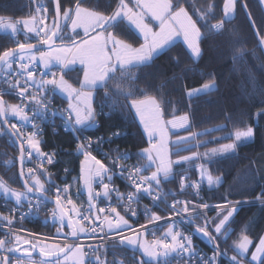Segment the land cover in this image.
<instances>
[{"label": "trees", "instance_id": "trees-1", "mask_svg": "<svg viewBox=\"0 0 264 264\" xmlns=\"http://www.w3.org/2000/svg\"><path fill=\"white\" fill-rule=\"evenodd\" d=\"M52 1L46 0L45 6L54 19ZM60 1L62 12L67 8H73L77 3V0ZM79 2L80 6L102 14H110L117 0H79ZM171 2L174 6L183 3L194 19L196 14L190 4H195L200 12L206 14L209 25L224 21L223 26L220 29L209 30L198 21L203 36L200 42L202 54L197 60L190 54L186 45L179 41L157 54L147 65L133 69L134 80L125 77L122 80L109 82L106 89L96 88L94 101L97 113L96 124L95 127L88 128V131L92 135H101L104 138L113 137L114 143L120 145L130 160L141 167L146 163L141 150L148 146V140L130 107L132 100L144 99L145 96L154 97L160 103L166 120L188 114L191 118V127L188 130L197 134L196 141L203 142L196 146L200 152L206 148L226 144L233 139L234 132L253 128L255 137L252 141L238 144L231 153L211 160L203 159L207 172L220 176L222 181L218 186L213 187L205 183L201 201L207 204L264 200L262 195L264 193V48L261 44V39L264 38V6L261 0H237L235 15L226 19L224 12L226 0H190V3L185 0H171ZM209 5H212L210 12ZM35 10V0H0V16L11 21L30 18ZM63 27L65 36L69 26L66 23ZM112 31L117 37L134 46H139L143 42L136 30L126 21ZM37 39L24 32L16 34L0 32V54L16 48L17 42L36 43ZM82 73L83 69L77 67L64 74L78 85ZM208 83H214L215 87L196 94L194 91L196 88ZM120 90L130 92L131 95L127 97L118 95L117 92ZM190 92L193 93L191 96ZM57 99L65 105L58 95ZM11 124H13L12 120ZM73 136L64 130L50 127L47 129L42 149L57 152L58 162L49 169L53 180L60 184L70 182L72 191L80 194L79 197H75L76 203L82 205L86 202L81 199L84 196L78 190V177L80 178L84 155L73 152L76 141ZM10 139L0 127V179L11 188L23 191L17 171L19 150ZM92 154L105 162L99 154ZM201 158L202 156L198 162H201ZM185 169L184 165H176L173 177L165 180L163 186L173 187L176 190ZM197 170V167L193 169L189 179L199 177ZM63 177L66 181L62 180ZM41 178L46 186L44 191H47L49 180L45 176ZM115 181L121 185L117 178ZM122 189L127 190V188ZM2 203H6L8 207L14 206L10 200L2 196L0 209L5 213ZM47 206L53 213L54 208L48 204ZM129 218L137 224L131 216ZM219 219L215 221L216 224L219 223ZM2 220L0 218V221ZM20 227L29 233L52 237L56 236L57 224L41 218L40 221L28 222ZM63 228L68 232L65 227ZM225 229L226 231L219 234V245L228 259L236 253L235 245L242 235H247L252 240L249 251L251 254L264 235V203L255 202L242 206ZM140 254L136 249L115 242L110 246L107 261L108 264H114L125 259L132 263L134 260L139 261ZM224 264L228 262L225 260Z\"/></svg>", "mask_w": 264, "mask_h": 264}, {"label": "snow or ice", "instance_id": "snow-or-ice-1", "mask_svg": "<svg viewBox=\"0 0 264 264\" xmlns=\"http://www.w3.org/2000/svg\"><path fill=\"white\" fill-rule=\"evenodd\" d=\"M189 2L190 0H185ZM264 4V0H261ZM130 4L132 6H130ZM196 14V19L189 13L188 9L183 6V3H177L175 6L171 0H117L115 7L111 10L110 14H101L97 11H90L80 6L79 0L73 8H69L63 11L61 15L60 0H55V20L49 27L44 22L48 17L40 16L39 21L35 17L29 20L17 21L15 23L9 21L4 22L3 18H0V29L11 30L13 34H16L21 29L18 25H23V31L27 33H34L38 38L36 43H20L17 42L15 49H8L0 54V63L6 68H12V62L19 61L20 69L22 70L21 75L26 73L24 84L21 85L20 81L17 80L16 84H12L9 80L8 85L12 89L18 87L17 95L21 98L19 104H8L4 100L3 91H0V117H5L4 123H7V115L11 113L14 116L19 117L22 121H29L28 113L25 111L29 105H34L31 109L33 113L40 111H46L50 106V100L45 91L47 90L51 94H55L56 90L65 94L68 99V108L60 112L64 116L65 124L70 127L73 132L79 131L80 129L88 126L95 125V110L91 105L93 91L97 87L107 88L109 82L122 80L127 78L128 80H134L135 76L133 69L139 68L142 65L150 63L157 53L163 51L165 48H169L175 38L182 37L186 43L187 49L190 54L195 58L201 55L200 40L202 39L201 27L198 26V21L203 24L204 27L209 30L220 29L223 26L224 21H220L214 25L207 23V16L205 13L200 12L196 8L195 4H190ZM234 7V0H226L224 5L225 15H230ZM247 6L245 5V8ZM212 5H209L208 11L210 12ZM38 8L37 11H41ZM46 12V9H43ZM250 15V14H249ZM149 18V22H145V18ZM61 21L70 24L71 34L65 37L62 35ZM127 22L132 26L139 34V38L142 39L139 47H133L126 43L124 40L119 39L111 31L113 28L118 27L120 23ZM155 23L158 27V31L153 30L150 24ZM77 29H82L83 35L79 40L76 39L80 36ZM60 40V44L57 45L56 40ZM67 41V42H65ZM37 44L46 46L47 50H40L37 48ZM261 44H264V38L261 39ZM35 50V51H34ZM37 60L42 64V68L45 71H41L40 75L42 78L36 79V71L29 70L35 68ZM27 61V62H24ZM79 63L84 66L83 68V80L80 83L79 88L73 87L69 84L63 75L64 70H70V66ZM54 65H59V70H53ZM58 77V78H57ZM33 87L37 91L29 92V88ZM214 84H205L202 89L194 90L196 94L201 91L209 90L214 88ZM117 88H120L119 83ZM118 95H125L126 97L131 95L130 92H124L120 90L117 92ZM193 93L190 92L191 96ZM107 98V97H106ZM130 107L135 109L138 114L140 121L143 124L145 131L149 136L150 147L143 150V155L150 162V167L154 166L155 170L151 172L150 176H140L142 169L135 168L134 173H129L128 178L132 180L135 187V192L130 193L127 197L121 195L118 190L111 189L109 183H105L104 180L107 178L111 180L109 175L110 169L105 164L92 155L88 148H91L93 141L89 137H85L87 145L80 143L78 150L82 152L85 157L87 166H82L81 179L83 185L87 190L88 206L84 213H80L79 209L75 206V203L70 197H67L70 186L63 188L56 187L55 204L57 205L58 211L53 210V217L57 218L60 227L57 229V235H63L65 243L62 245L56 243L53 245H33L31 241L25 240V244L31 245L30 248H21L13 245L12 247L6 246L12 241H6L0 239V264H10V257L4 253L23 252L24 259H18L17 264H61V260L67 261L73 260V264H84L82 246L79 244L80 234L95 236L97 235L96 226L85 228L84 222L96 220L100 221L103 227L100 231L103 232L105 228L111 231H116L117 235H120L119 230L123 227L129 226V221L121 216L115 206L111 204L107 205V212L109 215L115 214L114 221L109 220L107 216L101 219L99 213L106 211L105 207L99 209L96 208L95 201L103 196L110 199L109 193L115 191L118 200L127 199L132 201L134 196L143 191L149 196L152 195V185L159 186L162 179H168L173 174V164H179L192 160L194 157H199L200 154L194 153L193 156H181L178 160L172 161L169 158L168 148V131L167 126L170 125L172 128H184L188 123V117H174L171 121L165 122L163 120V113L156 102L154 97L145 96L141 100H132ZM56 113H53L55 115ZM12 134L21 140L20 151L21 161H23L25 155L24 144L26 143L30 149L27 152L28 158H31L33 152L37 154V157L43 159L47 157V163H54L53 154L43 153L40 150V141L36 139L38 131L25 136L16 124L11 125ZM118 135V133H116ZM158 134V136H157ZM195 133L189 137H179L174 141V145L177 148V155H179L180 146L191 143L196 138ZM253 136V130L249 127L246 131H237L235 133V141L241 142L248 140ZM156 139L155 143L152 140ZM237 147L236 143L223 145L220 149H212L209 152L203 154L211 160L212 157L221 153H227L234 151ZM107 156V153H105ZM124 157L120 159H126ZM90 162V163H88ZM113 163H117L114 161ZM202 169V175L206 171L204 165H200ZM67 172V169H65ZM20 175L23 177L28 175L34 180L32 186L28 185V180H25V186L27 188L26 193L15 192L7 187L4 181L0 180V189L5 192H12L16 201L19 203L22 199H27V193L33 191L34 187H37L39 191H44V185L40 183V180L35 177L33 169L29 168L27 174L22 170ZM99 182L102 185V191H96L93 187L95 183ZM207 183L209 186L220 183L219 178H213L211 174L207 175ZM147 185V186H145ZM185 187L184 180L181 179V189ZM195 187L198 189L200 186L196 184ZM61 193H64L67 197L62 203ZM264 195V193H262ZM153 199H159L158 196ZM259 199V198H258ZM184 207L181 209L182 212H189L187 202L177 201ZM264 203V200H261ZM67 205H72L71 211L76 214L78 219H73L72 216L68 215L69 209ZM31 207V202H29ZM175 210V205L172 206ZM197 205L193 204L192 208L195 211ZM203 209H208L212 206L208 204L199 205ZM216 208L224 211V208L220 205H216ZM132 216H136V212L130 207L128 208ZM237 211L236 206H231L227 210V214L223 215L219 219V223L215 225V232L220 234L222 229H225V225L233 217V214ZM149 222L159 221L161 217L159 215L147 213ZM200 215V213H196ZM7 221L9 224L12 223L8 216L0 217ZM191 218V217H190ZM23 219V216H21ZM67 219L68 227L70 231L63 233L62 229L65 226V220ZM210 226V225H208ZM141 229H146L147 225H141ZM197 231L201 232L206 238L212 240L209 233L204 228L197 227ZM226 231V229H225ZM142 233L137 236H123L120 235V239L116 242L119 244H128L131 246H139L144 256L148 257L151 262L159 260V264H168V258L172 253L181 255L182 253L189 252L191 250V237H184L179 231H174L172 226L167 228L165 232V239H153L148 241L141 239ZM171 238V242H167V238ZM15 243L19 244L21 237L16 235L14 237ZM252 245V240L247 235H242L235 247L239 255L248 253L249 247ZM89 247H92L89 245ZM39 251L41 259L36 261L32 258V253ZM98 248H93V251H98ZM218 250V249H217ZM160 258H163L160 260ZM217 257L213 255L208 257L206 260L202 259V264H214ZM233 264H241L237 260L236 256L231 258ZM251 261L257 262V264H264V237L259 239L258 245L255 247V251L251 254ZM97 264H105L104 261L97 257ZM114 264H123L121 261L114 262ZM137 264H148V262L140 260Z\"/></svg>", "mask_w": 264, "mask_h": 264}, {"label": "built area", "instance_id": "built-area-1", "mask_svg": "<svg viewBox=\"0 0 264 264\" xmlns=\"http://www.w3.org/2000/svg\"><path fill=\"white\" fill-rule=\"evenodd\" d=\"M46 0H35L36 10L34 15H39L43 12ZM41 11H37L38 8H41ZM27 62V61H25ZM19 61L12 62V68H4L0 74V91L5 92L4 95L5 101L8 104H19L21 103V98L17 95L18 87L14 90L9 87L7 81H11L12 84H16V81L19 80L20 84H24V79L26 78V73L22 76L19 66ZM60 67L56 66L53 67V70H59ZM29 70H35L37 75L36 79L42 78L40 73L43 70L42 66L36 62L35 68H30ZM65 71H63L64 75ZM58 78V77H57ZM37 91V89L30 87L29 92ZM45 95L49 97L51 106L44 112L37 111L35 114L31 110L34 105H29L25 111L28 113L29 121L19 122L17 120L9 118L8 120L13 123L15 122L20 129V131L27 136L28 134L32 133L33 131H38V135L36 139H39L40 144L44 142L46 139L47 129L50 127H56V129L64 130L65 132H69L73 134L76 139L75 147L73 152L77 155L82 154L81 151L78 150V145L80 143H84L87 145V141L85 137H89L93 143L91 148L87 150L91 153H97L101 158L104 159L106 164L108 165L113 173L114 176L111 180H104L105 183H109L111 189H116L118 192L127 197L128 194L135 192V187L131 179L128 178L129 173H134L135 168H140L142 171L140 172V176H150L149 169H143L142 167L138 166L135 162L130 160L129 156L125 153V151L121 148L120 145L114 143L113 137H106L104 138L101 135H92L87 128L80 129L79 131L73 132L70 127H67L65 124L64 116H62L57 110L63 112V110L67 109L68 107L62 104L57 99V91L55 94L49 93L47 90L45 91ZM53 113H56L53 115ZM0 127L3 129L2 122L0 121ZM25 147V156H26V167L25 172L28 171L29 168L33 169L34 175L43 177L45 176L48 178V190L46 191L51 197L55 198L56 196V187L59 186L61 188L67 186L69 187V192L67 197H70L71 200L75 203V206L79 209L80 213H84L87 209L88 203L78 205L76 203L75 197L79 196L78 193H74L72 191V185L70 182L66 181V178L63 177L62 180L66 181L65 183H57L53 180V176L51 175L49 169L56 165L58 162L57 152L51 149H41V152L48 153V154H55L53 157L54 163L48 164L47 157L40 159L37 157V154L33 152L31 158H28L27 152L30 150L27 144H24ZM107 153V156H105ZM126 154V159H120L124 157ZM117 161V163H113ZM27 174V173H26ZM27 176V175H26ZM28 178V177H27ZM115 178L119 180L121 185H119ZM181 179L184 180L185 187L181 189ZM178 188L172 191H164L161 188L157 187L156 185H152V195L149 196L147 193L141 191L136 196H134L132 201H128L127 199L118 200L117 194L115 191L109 193L110 199L106 198L104 201H100L96 204V208L99 209L101 207H105L106 211L104 213H99L97 211V215L101 216L103 219L104 216H107L108 219H112L114 221L115 214L109 215L107 212V205L111 204L117 208V211H121L126 215L131 216L137 224L126 231L119 232L120 235L123 236H133L134 234H140L143 232L147 233V238L151 241L153 239H165V232L169 226H172L174 231H179L183 234L184 237H191V250L189 252L182 253L181 255H177L176 253H172L171 256L168 258V264H202V259L206 260L208 257H212L215 255L217 257L214 264H224L225 260L228 264H233V261L224 254L221 249L220 244V235L215 232V225L216 220L219 217L223 216L227 210L231 206H236L237 210L244 205L255 203L250 202L251 200L247 201H228L222 203H207L208 205L212 206L208 209H203L199 207V205L205 204L201 201L203 198V192L205 188V181L199 177L187 179L181 178ZM196 184H199V188L195 187ZM96 186L101 191L102 185L97 182ZM147 186V185H145ZM122 188H127V190H123ZM62 196V203L67 198L64 193H61ZM158 196L159 199H153V197ZM177 201L187 202L189 207V212H182L181 209L184 207L181 203H176ZM29 202H31V207L29 206ZM257 202V201H256ZM195 204L197 207L195 211H193L192 205ZM173 205H175V210H173ZM216 205H220L224 208V211L216 208ZM7 213V216L11 219L12 223L9 224L7 221H0V239H5L6 241H12V243H8L6 246L12 247L16 245L14 237L19 235L22 237H29L32 236V233L20 227V225L25 223H35L40 219H45L52 213L43 200L30 197L29 200L22 205H14L8 207L6 203H2L1 205ZM68 209L71 210L72 205H67ZM131 208L136 212V216H132L128 208ZM1 208V207H0ZM147 213L159 215L161 219L155 222H149ZM70 215V211L68 212ZM196 213H200V215H196ZM23 216V219H21ZM191 217V218H190ZM84 225L86 228H90L91 226H96L97 228V235L91 236L87 235L86 237L79 239L81 244L83 243L86 245V256L87 261L86 264H97V257L100 260L104 261L105 264H108L109 258V250L110 246L120 239V235L117 233H108L107 228L103 232L100 231V228L103 227L100 221L93 220L90 222L85 221ZM141 225H147L146 229H141ZM210 225V226H208ZM197 227L204 228L208 233L209 236L213 239L210 240L206 238L201 232L197 231ZM37 238L46 239L44 236H38ZM62 242H66L65 238H62ZM167 242H171V238H167ZM91 245L92 247H89ZM125 245H127L125 243ZM128 246V245H127ZM130 247V246H128ZM93 248H98L99 250L94 252ZM218 249V250H217ZM9 255V253H4ZM18 259H24V257L20 256H13L12 261L10 264H17ZM36 261H39L41 258L34 257ZM163 258H160L162 260ZM142 260L139 257V261ZM123 264H137V261H133L132 263L128 262L125 259H121ZM143 261L148 262V264H159V260L156 262H151L148 257L143 256ZM65 264V263H61ZM112 264V263H109Z\"/></svg>", "mask_w": 264, "mask_h": 264}, {"label": "rangeland", "instance_id": "rangeland-1", "mask_svg": "<svg viewBox=\"0 0 264 264\" xmlns=\"http://www.w3.org/2000/svg\"><path fill=\"white\" fill-rule=\"evenodd\" d=\"M236 1L237 0H234V7H233V9H232V11H231V14L230 15H225V18L226 19H230V18H232L235 14V12H236ZM225 4V3H224ZM263 6H264V4H263ZM81 7H83V6H81ZM83 8H85V9H88V8H86V7H83ZM67 9H69V8H67ZM66 9V10H67ZM89 10H91V9H89ZM47 14H48V17H49V11H47ZM0 17H2V16H0ZM4 19V22L5 21H7V20H9V19H6L5 17H3ZM33 17H30V18H28V19H32ZM55 20V18L54 19H52L51 20V23L49 24V27L52 25V23H53V21ZM9 21H11V20H9ZM7 23V22H6ZM64 24H66V22H64ZM20 25H22V24H20ZM20 25H18V28L19 29H21L20 31H22V32H24L23 31V25H22V27H20ZM150 26L152 27V25L150 24ZM153 28V27H152ZM153 30H155V28H153ZM0 32H3V33H7V32H9V33H12L11 32V30H5V29H0ZM19 32V31H18ZM17 32V33H18ZM25 33V32H24ZM13 34V33H12ZM29 34H34V33H29ZM31 36H34V37H36L35 36V34L34 35H31ZM125 41V40H124ZM65 42H67V41H65ZM129 43V42H128ZM131 44V43H130ZM263 45V48H264V44H262ZM201 46V45H200ZM136 47H139V46H136ZM25 62V61H24ZM37 63H39L41 66H42V64L40 63V61L39 60H37ZM56 66H58V67H60L59 65H54V67H56ZM83 69V68H82ZM65 72L66 71H68L67 69L66 70H64ZM64 79L69 83V84H71L73 87H75V88H79L80 87V83H81V81L83 80V73H82V77H81V80H80V83H78V85L77 84H74V82H72L71 80H69L66 76H65V74H64ZM208 84H214V83H208ZM204 86V85H203ZM203 86L201 87V88H196V90L197 89H202L203 88ZM211 89V88H210ZM57 91V93H59L65 100H68L67 99V97L65 96V94H63L62 92H60L59 91V89H57L56 90ZM207 91V90H206ZM201 92H204V91H201ZM95 96H96V91L94 90L93 91V94H92V100H91V105H92V107H93V109L95 110V118H96V109H95V104H94V101H95ZM139 100H141V99H139ZM156 100V102L159 104V106H160V108H161V105H160V103L158 102V100L157 99H155ZM68 103V102H67ZM68 106V105H67ZM162 110V109H161ZM181 116V115H180ZM9 118H11V119H14V120H17V121H19V122H22V120H20L19 119V117H17V116H14V115H12L11 113H9ZM174 118V117H173ZM173 118H171V119H168V120H166L165 118H164V116H163V120L165 121V122H167V121H171ZM140 119V118H139ZM138 119V120H139ZM139 123H141V127H142V129H143V131H144V133H145V135H146V138H147V140H148V146L147 147H145L144 149H146V148H149L150 147V143H149V136H148V133H147V131H145V129H144V127H143V124H142V122L139 120ZM13 124H16L15 122L13 123ZM17 125V124H16ZM95 126V125H94ZM18 127V126H17ZM88 127H93V126H88ZM190 128V127H189ZM252 130H253V136L250 138V139H248V140H244V141H241V142H236L235 141V133L236 132H234L233 133V139H231V141H229V142H227L226 144H232V143H236L237 145L238 144H240V143H244L245 141L246 142H248V141H252L253 139H254V137H255V135H254V129L253 128H251ZM247 130V129H246ZM246 130H243V131H246ZM167 131H168V148H169V158L172 160V161H176V160H178L181 156H193V154L194 153H197V154H200L199 155V157H194L192 160H190V161H186V162H181V163H179V164H173V174H174V167L176 166V165H184L185 167H186V169L184 170V173H186V172H189V170H191L193 167H194V165H196V162H198V160H199V158H200V156H202V158L200 159V161L203 163V165H204V162H203V159L204 158H208V157H206V156H203V154L204 153H206V152H209L210 150H212V149H220V148H222V146L223 145H226V144H222V145H220V146H216V147H211V148H206V150H204L203 152H200V150H199V148H197V147H193V145H195L196 146V144H197V141L194 139V140H192L191 141V143H189V144H187V145H181L180 146V151H179V155H177L176 153H177V148L175 147V145H174V141H176L179 137H189V136H191L193 133H195V132H193V131H189L188 129H182V128H172L170 125H168L167 126ZM196 134V133H195ZM157 136H158V134H157ZM156 142V139H153L152 140V143H155ZM203 142H198V144H202ZM40 147V146H39ZM41 148V147H40ZM144 149H142L141 150V154H143V150ZM236 149V148H235ZM41 150V149H40ZM231 152H233V151H230V152H227V153H231ZM227 153H221V154H219V155H216V156H214V157H212V158H217L218 156H220V155H224V154H227ZM92 155H94V154H92ZM97 159H99L98 157H96ZM99 160H101V159H99ZM102 161V160H101ZM88 163H90V162H88ZM201 164V163H200ZM150 165V162L149 161H147L146 163H144V164H142V168L143 169H149L150 170V175H151V172L152 171H154L155 170V167L154 166H149ZM82 166H87V163L85 162V157H83V159H82V162H81V169H82ZM198 169H199V171L197 172V173H199V178H201V179H203V180H205V183H207V175L208 174H210L209 172H207L208 170H207V166L206 165H204V169L206 170L205 172H204V174L202 175L201 173H202V169L200 168V165H199V167H197ZM27 173V172H26ZM173 174L170 176V177H173ZM214 179L215 178H219V180H220V183H221V181H222V178L220 177V176H214V175H211ZM27 177H28V181H29V183L31 184V185H33L34 184V180L31 178V177H29L28 175H27ZM35 177H37V176H35ZM80 177H81V174H80ZM39 180H40V183H42L43 185H44V190H46V186H45V184H44V181L42 180V178L41 177H37ZM1 180V179H0ZM78 181H80V186L82 187L81 189L87 194V190L85 189V187H84V185H83V181L81 180V179H79V177H78ZM220 183H218V184H213V185H211V187H213V186H218ZM6 185H7V183H5ZM96 184V183H95ZM95 184L93 185V187H94V189L96 190V191H98V189L96 188V186H95ZM208 184V183H207ZM7 187L9 188V189H11V190H14L15 192H20V193H25V192H23V191H21V190H17V189H13V188H11L10 186H8L7 185ZM34 188H36V189H38L37 187H34ZM2 196H4L5 197V199L6 200H10L11 201V203L12 204H14V205H22L24 202H26V201H28L29 200V196L27 195V199H22L19 203L16 201V199H15V197L12 195V192L11 191H9V192H5L3 189H0V198L2 197ZM88 198V197H87ZM250 202H254V200H251ZM256 202V201H255ZM257 202H261V200H259V201H257ZM70 211V213H71V216L73 217V219H78L79 217H77L76 216V214L75 213H73L71 210H69ZM238 211V210H237ZM236 211V212H237ZM119 212V214L121 215V216H124V218L125 219H127L128 221H129V226L128 227H123V228H121L120 230H119V232H122V231H126V230H128V229H130V228H132L133 226H134V222L132 221V219H130L129 218V216L128 215H126V214H124L123 212H121V211H118ZM236 212L233 214V217L235 216V214H236ZM227 214V212L224 214V215H226ZM3 216H7V213H5L2 209H0V217H3ZM233 217H231L230 218V220L233 218ZM45 220H47V221H50L52 224H57V229L60 227V225H59V221H58V219L57 218H54L53 217V215H52V213H50L49 214V216H47L46 218H45ZM109 220H112L111 218L109 219ZM227 224H229V222L227 223ZM227 224L225 225V228H226V226H227ZM84 227H85V225H83ZM86 228V227H85ZM57 229H56V233H55V235L56 236H52V237H48V236H44V235H41V236H44V237H46V239H43V238H37V235L38 236H40L39 234H36V233H32V236H29V237H22L21 238V241H20V243L19 244H16L15 246L16 247H20V246H22V245H25V243H24V241L25 240H27V241H31V244H34V245H37V246H39V245H42V244H47V245H53V244H56V243H60L61 245L64 243V242H62V238L64 237L63 235H57ZM174 230V229H173ZM225 229H222V231H224ZM62 231H63V233H67V232H65V230H64V228L62 229ZM107 232L108 233H116V231H111V232H109V230L107 229ZM31 233V232H30ZM221 234V233H220ZM138 234H134L133 235V237H135V236H137ZM87 235L86 234H84V233H81L80 234V238L79 239H81L82 238V240H83V238L84 237H86ZM132 236V235H131ZM148 236H147V233L146 232H143L142 233V236H141V239H146V240H148V241H151L149 238H147ZM263 237H264V235H263ZM250 239V238H249ZM251 240V239H250ZM79 242V244L82 246V251H83V253H84V255H83V261H84V264H86V261H87V256H86V245H84L83 243L81 244V242L80 241H78ZM259 243V242H258ZM128 245V244H127ZM258 245V244H257ZM128 246H130L131 248H133V249H136V251H139L141 254H140V258L143 260V253H142V250L139 248V246L137 245V246H131V245H128ZM250 248H251V246L249 247V250H248V253L247 254H244V255H239L238 254V251L236 250V253H234V254H232L231 256H230V259L233 257V256H236V258H237V260H239L240 262H241V264H257V262H254V261H251V254H252V252H254L255 251V248H254V250L251 252V254H249V251H250ZM24 249V248H23ZM22 249V250H23ZM9 255H10V253H9ZM11 256V261H12V258H13V256H18V255H10ZM21 257H24V256H21ZM34 257H36V256H32V258H34ZM11 261H10V263H11ZM61 263H65V261L62 259L61 260ZM67 264H73V260L72 259H69L68 261H67Z\"/></svg>", "mask_w": 264, "mask_h": 264}, {"label": "crops", "instance_id": "crops-1", "mask_svg": "<svg viewBox=\"0 0 264 264\" xmlns=\"http://www.w3.org/2000/svg\"><path fill=\"white\" fill-rule=\"evenodd\" d=\"M130 6H132L131 4H130ZM44 9H46V12L45 11H43V12H41L39 15H33L32 17H35L36 19H37V21H39V17L40 16H47L48 17V14H47V11H48V8H46V6H44ZM89 10V9H88ZM90 11H93V10H90ZM102 14V13H101ZM0 18H3V17H0ZM4 19V18H3ZM23 20H29L28 18L27 19H23ZM23 20H20V21H23ZM51 20H52V18H51V16H50V14H49V17H48V19L47 20H45V24L46 25H48L49 26V24L51 23ZM19 21V20H18ZM5 22H9V20H7V21H5ZM11 22H13V23H15V22H17V21H11ZM50 22V23H49ZM63 22V21H62ZM145 22H149V18L148 17H146L145 18ZM63 24H64V22H63ZM65 25V24H64ZM152 25V27L153 28H155V31H158L159 29H158V27H157V25L155 24V23H152L151 24ZM68 28H67V32H66V34H65V37H67L68 35H70L71 34V28H70V24H68ZM20 27H22V25H20ZM112 31V30H111ZM20 32H22V31H19L18 33H20ZM77 32H79L80 33V36H77L76 37V39L77 40H79L80 39V37L83 35V31H82V29H77ZM113 32V31H112ZM27 34H29V33H27ZM114 34V33H113ZM29 35H34V34H29ZM203 36V35H202ZM119 38V37H118ZM119 39H121V38H119ZM121 40H123V39H121ZM179 41H181V42H183L185 45H186V43L184 42V40H183V38L182 37H177V38H175V40H174V42H173V44L174 43H176V42H179ZM125 42H126V40H125ZM200 42H201V40H200ZM126 43H128V42H126ZM128 44H130V43H128ZM130 45H132V44H130ZM133 47H136V46H134V45H132ZM200 46V45H199ZM166 49V48H165ZM164 49V50H165ZM200 49H201V47H200ZM162 52V51H161ZM160 53V52H159ZM159 53H157V54H159ZM156 54V55H157ZM201 54H202V50H201ZM201 56V55H200ZM194 58V57H193ZM195 59L197 60V59H199V57H195ZM77 67H81V68H84V66L83 65H81V64H79V63H76V64H74V65H71L70 66V70L71 69H75V68H77ZM97 88H100V87H97ZM58 96L60 97V99L62 100V102H64L65 103V105L67 106L68 105V100H65L59 93H58ZM131 103V102H130ZM96 109V108H95ZM133 109V113H135V115H136V117H137V119H139V116H138V114H136V112H135V109L134 108H132ZM96 115H97V113H96ZM182 116H187L188 117V123H187V125L184 127V128H182L183 130L184 129H189V127H191V118H190V116L188 115V114H183V115H179V116H177V117H182ZM96 119V118H95ZM140 120V119H139ZM138 120V121H139ZM96 124V123H95ZM140 125H141V123H140ZM93 127H95V126H93ZM93 127H86V128H93ZM196 137H197V135H196ZM196 140V139H195ZM197 144H198V141H197ZM197 144H196V146H197ZM41 148L40 149H42V145L40 144L39 145ZM195 145H193V147H196ZM95 156V155H94ZM144 156V155H143ZM145 157V156H144ZM146 158V157H145ZM205 159V158H204ZM148 160L146 159V162H147ZM103 162V161H102ZM104 164H105V166H108L105 162H103ZM199 163V164H198ZM201 162H196V165H194V167L191 169V170H189V172H186V173H182L181 174V178H187V179H189V178H191V175H192V172H193V169H196V167H199V165H203V163H201ZM198 164V165H197ZM178 166H180V165H178ZM109 168V167H108ZM110 169V168H109ZM198 169V168H197ZM111 170V169H110ZM199 170V169H198ZM197 170V171H198ZM174 172H175V167H174ZM109 175L111 176V179L113 178L112 176H113V173H112V171H110V173H109ZM174 175V174H173ZM170 178H172V177H169L168 179H170ZM105 180H108L107 178H105ZM167 180V179H166ZM165 181V179H162L161 180V183H160V185L159 186H157V187H159V188H161L162 190H164V191H172V190H174L175 188H173V187H164L163 186V182ZM78 190L81 192V194L84 196L83 198H81V199H84L83 201L84 202H86V203H88V196H87V194L81 189L82 187L80 186V181L78 182ZM153 185H155V183L153 182ZM95 186H96V184H95ZM96 188L98 189V187L96 186ZM98 191H100L99 189H98ZM101 191H102V189H101ZM79 196H80V194H79ZM79 196H77V197H79ZM106 198L105 197H103V196H101V197H99L96 201H95V204H97V203H99L100 201H104Z\"/></svg>", "mask_w": 264, "mask_h": 264}, {"label": "water", "instance_id": "water-1", "mask_svg": "<svg viewBox=\"0 0 264 264\" xmlns=\"http://www.w3.org/2000/svg\"><path fill=\"white\" fill-rule=\"evenodd\" d=\"M52 2L54 4V9H55V0H53ZM60 6H61V15H62L63 12H62L61 1H60ZM63 26H64V24L61 21V27L63 29V31L61 33L62 35L64 34V31H65ZM56 43H57V45H59L61 42H60V40L57 39L56 40ZM37 48L40 49V50H47L46 46H41L39 44H37ZM13 49H15V48H13ZM3 69H4V65L2 63H0V74H1V72H2ZM4 120H5V117H0V121L2 122V125H3V129L6 130L7 134L11 138L10 140H12L14 142V144L18 148L17 150H19V155H18V158H17V160H18V170L17 171H18V176H19V180H20V183H21L23 192L26 193L27 192V188L25 186L24 181L25 180H28V179H27V176L26 175L23 176V177L20 175L21 171L22 170L23 171L25 170V166H26V156L24 155L23 161H21V151H20L21 141H20V139L16 138L12 134L11 124H10L9 120L7 119V123H4L3 122ZM28 185L29 186H32L29 183V181H28ZM27 195L30 196V197H35V198H38V199L43 200L45 203L51 205L55 210L58 211L57 205L55 204V198L51 197L47 192H45V191H39L38 189L33 188V191L30 192V193H27ZM68 215H70V214L68 213ZM64 227L67 229L68 232L70 231V228L68 227L67 219L65 220V226ZM30 247H31V245L25 244V245L20 246L19 248H21V250H22L23 248H30ZM10 255H18V256L21 255V256H23V252L22 251L21 252H13V253H10ZM10 255H8V256L10 257V261H11V256ZM32 256H36V257L41 258L40 254H39V251H38V248H37V251H35V252L32 253Z\"/></svg>", "mask_w": 264, "mask_h": 264}]
</instances>
